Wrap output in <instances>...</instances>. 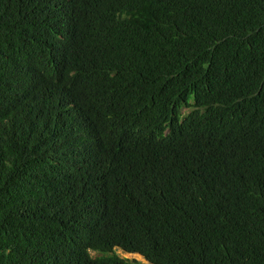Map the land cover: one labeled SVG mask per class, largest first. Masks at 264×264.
Instances as JSON below:
<instances>
[{"label":"trees","instance_id":"trees-1","mask_svg":"<svg viewBox=\"0 0 264 264\" xmlns=\"http://www.w3.org/2000/svg\"><path fill=\"white\" fill-rule=\"evenodd\" d=\"M127 1L90 0L60 30L46 10L0 0V264H145L116 245L150 264H264V24L247 40L227 38L226 48L228 25L217 31L213 18L220 0H148L140 30L85 14H111ZM224 2L232 21H252ZM111 51L128 63L107 75L97 62ZM228 67L260 103L246 99L244 118L229 126L237 136L222 150L207 137L176 145L186 179L153 180L162 146L130 156L110 138L95 163L79 165L80 149L93 155L82 130L94 123L95 131L100 116L125 133L148 109L156 129L169 120L182 133L190 122H178L179 102L200 89L212 102L222 86L215 73L231 85ZM207 237L230 250H208Z\"/></svg>","mask_w":264,"mask_h":264},{"label":"clouds","instance_id":"clouds-1","mask_svg":"<svg viewBox=\"0 0 264 264\" xmlns=\"http://www.w3.org/2000/svg\"><path fill=\"white\" fill-rule=\"evenodd\" d=\"M23 1L27 5L33 7L38 14L43 10H46V16L49 18L51 25L57 29L66 30L69 22L67 21L68 16L71 11L77 7L83 8V6L89 4L90 0ZM231 1L232 7L238 8L241 14L249 12L252 16V21L247 25H242L239 21H232L233 16L230 15V8L226 5L224 0L219 1L214 10L213 18L217 31L225 29L228 25V28L222 32L224 35L221 37V42L219 44V46H225L226 48L225 41L227 38L236 37L247 40L254 36V34L260 29L261 24H264V0ZM149 2L150 1L148 0H129L121 5L116 4L111 14H108V10H105L103 16H101L96 10H94V12H85V14L89 15V18L92 20L96 17V21L102 20L104 23H109L115 19L118 23H124V26L129 24L131 27L140 30L144 23V17ZM48 8L51 9L48 10ZM255 16H259L262 22L259 24L255 23L253 21V17ZM150 22L153 27L157 21L151 17ZM116 30H119V28ZM108 31H113V29L108 28ZM97 63L100 70L104 74L109 75L126 65L128 60L120 53L111 51L108 59H104L102 62ZM62 69L66 70L67 66L62 67ZM225 71L227 72L226 74L231 73L233 76L231 85L226 84V75L220 76L218 73H212L213 78L215 73L222 82V86L212 102L206 100L208 92L203 89L198 90L196 93L191 91L185 100L179 102L178 109L180 113L178 114V122L180 123L184 118H187L190 122L188 128L180 134H174L169 125V120L163 122L164 127L162 130L156 129L153 118L148 112V109L145 111H137V116L134 122L127 126L125 133L122 132V128L115 122L110 124L107 122L106 118L100 116L96 119L95 131L92 129L94 123L89 127V132H87L86 129L82 130L81 134L86 138L87 147L93 152V155L87 158L85 151L80 149L83 159L80 160L79 165L83 167L86 162L95 163L97 161V148L99 147L100 142H104L106 139L110 138V145L116 146L130 156L135 152H141L150 147L158 145L162 146L161 154L158 157V167L153 180L163 176H172L175 179L179 178L180 180L183 178L186 179L181 160L176 159V145H181L186 141L191 142V146L196 145L202 143L204 141L203 139L207 137V139L213 138V143H216V146L222 150L227 140H231L232 137L237 136L234 134L233 129H229V126H231L232 121L242 120L244 118L245 113L242 111V108L246 99H249L256 104L260 103L253 92L235 86L233 79L236 73L233 68L228 67ZM206 83L214 87V81H205L202 84ZM32 90H34V88H32ZM90 90L100 93L97 87L90 88ZM262 90L264 91V88ZM70 94L71 92L63 93L66 98H68ZM99 95L101 94L87 93L85 97L87 100H90L91 96ZM233 143L235 146V156L238 157L242 151V143L238 142L235 138H233ZM254 225H256L254 221L247 224V231L252 230ZM202 246L207 247L208 250H212L218 254L228 252L231 247V245H225L215 237L205 238L202 242ZM118 247L124 249L123 247L116 245L114 247L115 251ZM92 250L95 251V253H91ZM97 252V249L89 248V253L92 255H95ZM141 254L147 260V263L145 264H150L151 261H149L143 253Z\"/></svg>","mask_w":264,"mask_h":264},{"label":"rangeland","instance_id":"rangeland-1","mask_svg":"<svg viewBox=\"0 0 264 264\" xmlns=\"http://www.w3.org/2000/svg\"><path fill=\"white\" fill-rule=\"evenodd\" d=\"M116 251L118 252L119 255L128 257L130 259H136L137 261H140L142 263H147V260L143 257V255L139 252H130V251H125L124 249L121 248H116ZM91 253H95V251L92 250Z\"/></svg>","mask_w":264,"mask_h":264}]
</instances>
